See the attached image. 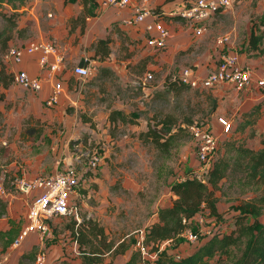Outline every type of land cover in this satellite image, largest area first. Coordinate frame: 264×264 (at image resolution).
I'll return each mask as SVG.
<instances>
[{
  "label": "crops",
  "instance_id": "1",
  "mask_svg": "<svg viewBox=\"0 0 264 264\" xmlns=\"http://www.w3.org/2000/svg\"><path fill=\"white\" fill-rule=\"evenodd\" d=\"M99 1L96 0L92 6L94 14L85 17L82 30L80 25L73 28L70 22L71 17L77 15L82 9L81 0H26L25 4L20 6L19 11L23 12L18 19L17 28H27V34L26 36L15 35L9 44L24 46L30 41H51L64 58L60 69L56 71L50 69L53 56L49 57L46 65L40 66L38 52L24 51L19 61H14L6 53L2 55L8 71L14 73L18 69H23L31 75L39 76L42 80V86L38 90L25 88L13 80L6 86L0 84V93L3 95L0 99V183L4 187L0 190V255H6V264H38L35 260L37 254L35 249L43 246V239L38 232L29 233L19 246L12 244L13 238L26 223V213L33 197L32 193L22 192L12 186V177L23 175L30 178L38 174H53L58 171L63 156H66L67 163L73 162L67 155L69 140L79 137L80 133L88 128L86 124L93 125L92 120L106 119L109 110L105 104L103 116L101 113H96L94 116L85 115L87 121L78 116L77 109L84 108L85 104L79 83L88 80L92 75L95 78L97 68L107 66L121 79L122 84L130 81L135 84L139 76L131 70V65L140 57L153 54L145 43L147 33L144 30V23L128 24L126 22V19L131 17L138 7L161 8V11L154 13L167 26L170 35L165 49L158 52L157 56L170 62L177 56L176 59H180L183 63L182 67L192 66L201 77L217 64L220 46L215 43L216 36L213 41L207 39L211 32L209 27L215 20L214 15L202 22L192 23L181 16L184 22L179 21L174 17L176 9L172 8L180 7L179 5H183L185 0H132L126 7L120 9L113 6H101ZM146 20H151V17ZM199 25H202L203 29L200 34H196L195 28ZM250 29L248 27L247 38L252 31ZM228 34L230 40L224 47L239 52L244 64L250 66L257 75H264V52L259 53L258 48L248 49L247 38L241 39V35L237 36V33L228 32ZM107 36L111 39L109 58L105 60L90 58L95 54L91 44L98 38ZM113 41L117 43V48H113ZM237 45L239 47L243 45L245 49L239 50ZM112 55L119 58H114ZM81 58L89 59L88 66L90 61L97 63L91 70L92 75L83 77L74 73V67ZM153 59H157L156 55ZM75 60H77L76 63L71 65ZM56 81L62 85L59 99L55 104L48 105L46 99ZM198 89L199 91L210 90L209 94L217 100L216 107L206 116L207 122L216 133L222 129L218 117H225L232 122L229 132L231 134L236 124L247 118L244 113L255 105H259L260 115L255 123L251 127L246 126L233 132V135L245 138L251 147L262 146L264 93L255 83L244 88H237L226 81H219L207 87L201 85ZM98 101L103 102L101 94L98 95ZM68 106L73 107L71 112H67ZM121 106L119 107L123 108ZM189 163L192 167L198 166L196 153L191 155ZM174 179L175 177L171 181ZM168 193L170 201L160 206L170 204L175 197L170 190ZM77 194L84 195L81 192ZM208 212L205 208L193 218ZM65 231L68 234V231ZM207 238L208 236H205L193 243L183 240L176 248H168V252L187 255ZM52 239L54 238L51 237L50 240ZM73 243L76 242L73 240ZM64 244L65 242L59 238L47 244L46 260L42 264H53L63 257L78 262L79 255L76 259L65 255L67 250L63 247ZM161 246H169V240H164ZM131 252L132 247H129L125 252L104 258L103 263L98 264H123L130 257ZM154 256V252L147 254L149 259L147 264H154Z\"/></svg>",
  "mask_w": 264,
  "mask_h": 264
},
{
  "label": "rangeland",
  "instance_id": "2",
  "mask_svg": "<svg viewBox=\"0 0 264 264\" xmlns=\"http://www.w3.org/2000/svg\"><path fill=\"white\" fill-rule=\"evenodd\" d=\"M179 6L181 7L182 4ZM180 7L172 9L177 10ZM149 8L153 12L161 11L158 6ZM214 16V23L209 27L211 32L207 36L208 40L213 41L215 36L226 32L237 33V36L241 35V39H246L249 27L257 37H260L256 47L264 44V0H233L229 7L218 11ZM178 20L184 22L180 16ZM249 38H247V48L254 49L249 45ZM239 45H237L239 50L245 49L243 45L241 47ZM112 46L117 48V43L113 41ZM155 55L157 59H153L148 64V69L138 75V81L144 86L138 93L133 90L136 83L133 84L130 81L125 85L118 77L110 76L98 79L94 78L92 72L91 78L79 83L85 104L84 108L77 109L78 116L80 113L86 116L101 113L103 116L105 104H113L116 107L123 104L121 107L133 122L112 126L106 119L92 120L94 124H86L88 128L79 136L81 139L87 137L88 142L82 140L83 144L72 143L79 137L71 138L68 142L67 155L73 162L67 163L66 156H63L58 170L67 167L75 168L81 177V184L74 192L76 195L73 193L71 196L72 212L51 218L49 225L54 232L53 238H59L65 242L63 247L66 248L65 255L69 258H79V252L77 243H73L69 232L66 234L68 223L74 220L81 221L83 218L93 219L104 228L105 241L114 240L116 244L122 240L131 244L135 243L152 222L156 209L170 201L169 181L174 177H182L190 171L193 173L199 170L198 166L192 167L189 163L191 155L196 153V147L188 130L184 133L185 138L178 140L171 147L169 154L163 157H158L157 149L152 143L144 142L138 137L139 131L144 130L148 121L152 122L153 118L158 119L171 114L182 119L185 114H188L193 120L206 119V112L210 107L208 99L210 90L208 89L196 91L193 88H187L179 93L168 90L167 86H164L165 82L168 77H174L180 73L183 63L180 59H176L177 56L170 62L157 56V52H153L151 56ZM76 61L71 65H74ZM96 65V62L90 61L89 67L93 70ZM147 71L152 73L153 77L150 80L145 79ZM156 91H162V93L155 96ZM99 94L104 98L103 102L98 101ZM72 110L73 107H67V112ZM182 125L187 126L185 123ZM94 153L101 159L96 165L88 168V161ZM78 192L84 195L80 196ZM217 194L220 195V192L217 191ZM234 202L232 199L226 200L220 197L218 200L220 217L216 219L204 213L206 217L204 225L213 226L214 230L232 229ZM259 219L264 221V215ZM199 228V225L192 223L191 229ZM50 238L43 236V246L36 247L35 253L46 252L47 244L54 240ZM186 241L191 243L189 240ZM111 256V252H106L105 259Z\"/></svg>",
  "mask_w": 264,
  "mask_h": 264
},
{
  "label": "trees",
  "instance_id": "3",
  "mask_svg": "<svg viewBox=\"0 0 264 264\" xmlns=\"http://www.w3.org/2000/svg\"><path fill=\"white\" fill-rule=\"evenodd\" d=\"M81 1L82 9L77 15L71 17L70 22L73 28L80 25L82 30L85 17L94 14L92 6L96 0ZM25 2L26 0H0V84L4 86L13 80V73L8 71L2 55L11 47L9 41L15 35L26 36L27 34V28H17L18 19L23 12L19 11V8ZM179 16L174 15L176 18ZM259 38L254 31H251L249 45L257 48L256 42ZM110 43L111 39L108 36L98 38L91 44V47L95 49V54L90 58L99 60L109 58ZM258 51L259 53L264 52V44L258 47ZM152 60L153 56L144 55L131 65V70L137 75L142 74L148 69V64ZM88 62V58H81L78 64L87 65ZM106 76L117 78L109 67H98L95 78ZM124 84L126 85V82ZM164 86L176 93L183 89L193 88L181 82L178 75L168 77ZM143 87L138 82L132 89L138 93ZM198 88L195 87V90L199 91ZM159 93L162 91H156L155 96ZM2 96L0 93V99ZM208 99L210 107L206 116L217 105L216 98L209 93ZM107 107L109 110L106 120L110 125L133 122L132 118L125 114L123 108L115 107L113 104ZM79 115L84 121L88 120L84 114ZM259 115V105H255L244 113L247 118L237 123L231 134L221 140L215 158L204 173V179L193 175L190 171L179 180L175 177L173 181H169V190L175 197L170 204L156 209L154 220L145 228L142 244L146 252L143 253L139 247L128 241L122 240L117 244L114 240L105 241L104 228L93 219L83 218L81 221L74 220L66 225L69 236L78 245L80 260L74 262L63 257L53 264L103 263L106 252H111L114 256L125 252L129 247H132L131 255L123 264H147L149 262L147 254L150 252L155 253L154 264H264V221L259 219L264 215V140H262L261 147L254 148L248 145L245 138L233 135V132L246 126L251 127ZM200 120L207 122L206 119L201 118ZM192 121V116L188 114H185L182 119L171 114L158 119L153 118L152 122L148 121L144 130L139 131L138 137L144 142L152 143L157 149L158 157H163L169 154L171 147L178 140L185 138L184 133L188 129L182 123L187 125ZM82 140L88 142V138L83 137L75 139L72 143H82ZM220 197L235 201L232 204L235 210L232 214L233 228L229 231L216 229L191 253L176 259L174 254L168 252V248H176L184 240L182 233L186 228H191L192 223L197 224L193 217L203 209L206 208L210 216L218 219L220 217L218 210ZM164 240H169V246H161Z\"/></svg>",
  "mask_w": 264,
  "mask_h": 264
},
{
  "label": "built area",
  "instance_id": "4",
  "mask_svg": "<svg viewBox=\"0 0 264 264\" xmlns=\"http://www.w3.org/2000/svg\"><path fill=\"white\" fill-rule=\"evenodd\" d=\"M132 0H100L101 6H113L115 8L126 7ZM233 0H185L182 7L175 11V14L189 20L192 23L202 22L231 5ZM151 17L147 21L146 18ZM128 24L144 23V30L147 33L145 38L146 45L153 52H160L165 49L170 32L164 22L159 19L149 7H138L134 14L126 19ZM202 25L195 28V33L202 32ZM230 40L228 33L219 34L215 37V43L220 46L218 61L216 66L209 70L205 76H199L192 66H184L181 68L178 78L181 82L190 87L211 86L219 81H226L233 84L237 88H244L255 83L262 93H264V75H257L255 71L241 60L239 52L228 50L224 47L226 42ZM38 52V64L44 66L47 64L50 56L53 61L50 64L51 70H58L63 64V55L58 52L56 46L51 41H30L24 46H11L6 54L10 55L14 61H19L22 53ZM74 73L86 77L90 75L91 69L88 65L77 64L74 67ZM151 71L145 72V79L152 78ZM13 81L25 88L38 90L42 86V80L39 76L31 75L23 69H18L13 73ZM139 81L137 80L136 83ZM62 85L59 81L54 82L49 96L46 99L48 105L55 104L61 92ZM222 129L216 133L208 122L203 120H193L187 124V129L195 142L196 156L199 161L198 171H194L193 175L204 179V173L215 158V154L221 144V140L229 135L232 122L225 117H218ZM101 157L92 154L88 163V168L96 165ZM182 177H177L179 180ZM81 184V177L73 167H67L58 170L53 174H38L33 177H25L23 175H15L11 179V185L16 189L32 193L33 197L26 213V223L21 227L16 236L13 238L12 244L19 246L25 237L31 232H38L41 237H53L54 232L50 227L51 218L60 215H67L72 212L71 196ZM3 184L0 183V190H3ZM200 226L198 230L186 228L182 233L183 237L190 242L198 241L200 238L210 236L214 233V227L204 225L205 215L200 214L195 218ZM185 221V219L183 220ZM145 231L138 237L134 246L139 247L142 252H146V248L142 242ZM183 255L175 253L176 259ZM6 255H0V264H6ZM35 260L38 264H42L46 260L44 251L36 254Z\"/></svg>",
  "mask_w": 264,
  "mask_h": 264
}]
</instances>
